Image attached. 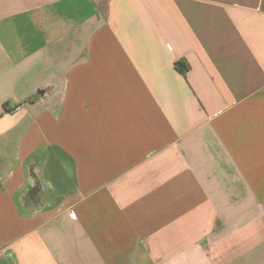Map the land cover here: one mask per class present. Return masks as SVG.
<instances>
[{
    "label": "crops",
    "instance_id": "crops-1",
    "mask_svg": "<svg viewBox=\"0 0 264 264\" xmlns=\"http://www.w3.org/2000/svg\"><path fill=\"white\" fill-rule=\"evenodd\" d=\"M0 264H264V0H0Z\"/></svg>",
    "mask_w": 264,
    "mask_h": 264
},
{
    "label": "trees",
    "instance_id": "trees-1",
    "mask_svg": "<svg viewBox=\"0 0 264 264\" xmlns=\"http://www.w3.org/2000/svg\"><path fill=\"white\" fill-rule=\"evenodd\" d=\"M178 67L183 73L188 69V67L183 62L179 63Z\"/></svg>",
    "mask_w": 264,
    "mask_h": 264
},
{
    "label": "built area",
    "instance_id": "built-area-1",
    "mask_svg": "<svg viewBox=\"0 0 264 264\" xmlns=\"http://www.w3.org/2000/svg\"><path fill=\"white\" fill-rule=\"evenodd\" d=\"M71 214H72L73 216H75V212H74V211H72Z\"/></svg>",
    "mask_w": 264,
    "mask_h": 264
}]
</instances>
